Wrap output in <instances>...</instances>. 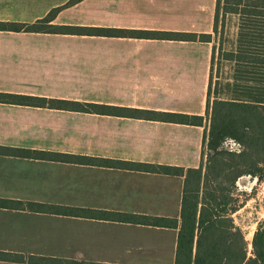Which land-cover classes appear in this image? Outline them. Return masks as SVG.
I'll use <instances>...</instances> for the list:
<instances>
[{
    "label": "crops",
    "instance_id": "obj_1",
    "mask_svg": "<svg viewBox=\"0 0 264 264\" xmlns=\"http://www.w3.org/2000/svg\"><path fill=\"white\" fill-rule=\"evenodd\" d=\"M217 0H0V21L213 34L212 42L0 31V92L206 116ZM203 126L0 103V198L177 219L184 177L24 149L199 168ZM5 148V149H4ZM178 229L0 208V264H175Z\"/></svg>",
    "mask_w": 264,
    "mask_h": 264
},
{
    "label": "trees",
    "instance_id": "obj_2",
    "mask_svg": "<svg viewBox=\"0 0 264 264\" xmlns=\"http://www.w3.org/2000/svg\"><path fill=\"white\" fill-rule=\"evenodd\" d=\"M77 1V0H73ZM60 9L32 24L0 21V31L42 34L103 36L169 41L212 42L213 34L57 25ZM238 17L235 44L224 55L231 64V77L213 83L212 67L207 93L206 116L209 127L203 139V158L199 168L126 162L101 158L78 157L45 151L5 149L22 158L58 160L184 177L180 223L177 219L151 218L135 214L77 208L43 203H24L0 198V208L44 212L66 216L128 222L178 229L175 264H264V224L252 240V256L244 231L235 224L239 211L235 191L243 176L261 180L264 176V0H217L214 35H219L220 13ZM0 103L47 107L101 115L203 126L204 116L162 113L129 107L74 102L18 94L1 93ZM231 140L239 152L224 148ZM1 259H10L7 254Z\"/></svg>",
    "mask_w": 264,
    "mask_h": 264
},
{
    "label": "rangeland",
    "instance_id": "obj_3",
    "mask_svg": "<svg viewBox=\"0 0 264 264\" xmlns=\"http://www.w3.org/2000/svg\"><path fill=\"white\" fill-rule=\"evenodd\" d=\"M238 33V17L235 15H224L220 13L219 35H214V47L216 48L213 60V83L226 81L231 77V64L224 59L227 51H230L236 41ZM209 123V117L205 116ZM224 148L229 151L241 150L235 142L228 140ZM202 163L207 161V150ZM236 205L240 206L238 212L233 215L235 224L240 227L246 237L248 244V255L252 256V240L255 232L261 224H264V176L261 180L252 176H243L237 181L235 191Z\"/></svg>",
    "mask_w": 264,
    "mask_h": 264
}]
</instances>
